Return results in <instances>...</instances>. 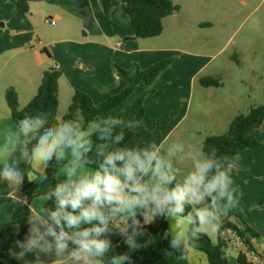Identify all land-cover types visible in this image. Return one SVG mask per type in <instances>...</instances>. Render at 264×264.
I'll return each mask as SVG.
<instances>
[{
    "label": "rangeland",
    "instance_id": "rangeland-1",
    "mask_svg": "<svg viewBox=\"0 0 264 264\" xmlns=\"http://www.w3.org/2000/svg\"><path fill=\"white\" fill-rule=\"evenodd\" d=\"M58 1L59 6L68 10L70 18L66 25L60 24L62 31L44 23L33 29L35 40L40 38L48 46L52 58L46 57L42 64L34 56H28L32 58L28 63L26 57L21 55L13 57V60L10 57L0 60V93L4 109L7 108L5 92L8 89L21 91L24 87H29L31 82L39 88V80H42L44 71L55 68L56 63L60 64L62 79L56 120L61 121L70 105V97L65 94V85L69 80L81 82L82 78L94 77L99 70L106 71L108 77L119 75L121 81L113 82L106 99L91 98L93 104L98 106L131 86L136 80L137 70L146 71L154 64L168 62L169 66L152 85L153 93H148L150 87L145 82H139L129 98L109 118H119L123 127L134 123L135 120L131 118L133 106L137 98L147 92L144 101L146 111L141 122V126L145 128L136 133L135 139L142 141L149 149L153 143L156 144L160 147L162 156L166 155L173 144L183 145L184 151L176 152L171 158L173 167L179 169L176 181L182 182L192 169V161L186 158L189 151H198L208 136L227 133L235 117L248 114L252 107L264 105V0H171L180 10L163 20L161 35L139 39L137 42L131 41L133 32L130 19L125 14L122 3L116 2L106 14L102 0L97 20L92 19L93 31L85 46L78 43L82 37V22L79 18L80 13L91 15V9L85 11V5L81 2L84 5L81 6L78 0ZM25 2L29 8V0ZM48 6L47 2L44 9ZM47 12L49 14L47 13L45 21L50 24L52 10L48 9ZM22 40V36H19L13 41V48L20 47ZM101 44L108 45V51ZM81 58L96 61L99 66L91 67L84 73L74 64L76 59ZM67 64H70L69 67ZM205 78L216 79L218 85L204 87L201 80ZM90 83L94 84L90 81L88 86ZM28 98L22 102L28 104L32 100L31 97ZM24 106L26 105H22V108ZM96 123L94 121L88 126L85 136L97 130ZM257 134H261L258 138L264 141V131ZM38 136L35 141L29 136L33 147ZM5 159L6 155L0 158V172L4 171L7 164ZM222 159H227L223 160L227 162L225 169L233 164L231 160L236 159V168L231 174L234 183L230 187L239 199L238 206L230 209L225 218L234 224L232 215L236 214L248 224L251 211L255 213L254 206L262 201L258 193L260 189L264 195V149H246L238 155L224 154ZM16 165L13 164V167ZM145 181H148V176L143 180ZM141 213V210L137 211L136 219H140ZM172 221L171 218V224H175ZM221 221L220 219L219 222ZM170 222L168 221L169 228ZM180 230H170L174 239ZM224 232L227 237H234L228 229H224ZM140 233L143 235V232ZM207 235L217 241V227L210 228ZM128 238L130 237L124 236L115 241L112 247L115 255L121 254L125 239ZM180 242L185 246L182 238ZM147 243H138L137 247H146ZM0 251L9 254L16 261L13 258L12 237L3 240L0 236ZM52 252L54 255L55 250ZM149 256L146 250L145 258ZM19 258V262H24L27 256ZM53 260L54 257L49 256L43 262ZM126 261L127 259L122 261V264ZM70 264L83 262L71 261Z\"/></svg>",
    "mask_w": 264,
    "mask_h": 264
},
{
    "label": "clouds",
    "instance_id": "clouds-1",
    "mask_svg": "<svg viewBox=\"0 0 264 264\" xmlns=\"http://www.w3.org/2000/svg\"><path fill=\"white\" fill-rule=\"evenodd\" d=\"M118 122L106 115L103 126L97 123V127H100L99 138L104 140L109 136L112 132L111 126ZM43 123L39 119H29L27 116L20 119L19 133L14 139L8 137L9 142L13 144V149L16 143H22L21 157L30 161H39L43 165L51 161L54 155L57 159L64 158L65 149H69L73 157V166L65 169L68 175L65 182L57 184L54 192H48L39 198L44 202L53 195L56 198V210L51 212L50 216L55 224L59 225V233L51 226L47 229V234L54 236L57 241L54 255L52 245L48 244L44 234L35 226L36 221L47 223L48 210L42 207L40 211H37L30 207L29 221L33 224L30 230L32 235L24 242L16 241L17 247L21 249V256L38 249L54 257L56 264H67L69 260L82 261L83 264H103V261L97 258H102L110 245L108 240L97 238L106 230L108 221V216L101 210L100 205L105 203L110 205L113 201L118 202L119 207L116 210L128 209L131 215H135L137 209L142 211L146 209L149 202H154L155 208L149 219H153L157 213L164 214L167 208L172 220H175V224L170 222L169 230L181 229L172 240L174 247L179 245L182 237H186V227L191 226V237L196 244L190 246L186 239L184 251H188L189 247L196 248L201 235L207 234L210 228L215 229L221 217L238 206L239 199L230 189V185L234 183L231 174L236 168L238 157L231 160L233 164L225 169L220 161L227 159L216 156L218 149L215 146L210 147L212 157L216 158H209L203 147H200L198 151L187 153L186 158L192 161V169L182 182H176L179 169L173 167L171 158L176 152L184 151L183 145L173 144L166 155L162 156L160 147L154 143L150 149L148 147L141 149L137 146L108 152L98 169H93L74 179L76 161L80 159L82 152L90 151L91 140L85 138L86 134L77 122L62 119L39 134L29 157L27 148L30 143L29 136L32 134V138L36 139L35 134L43 127ZM21 134L24 137L23 141L20 140ZM122 138L121 132L116 135L115 140L120 141ZM168 138L170 137H165V139ZM163 142L162 139L161 144ZM106 146V144L100 145L101 154ZM7 154L5 145L3 149H0V158ZM117 161L123 163L117 166ZM17 163H19L18 160L13 161L14 165ZM81 167L84 166L81 165ZM137 173L140 175L138 176ZM149 173H151L150 179L141 183L143 177L148 176ZM0 176L8 182V189H11V191L5 189V198H13L17 205L26 203V200L14 195L17 186L21 183V173L5 164ZM121 176L124 177L123 180ZM34 178L33 175L31 179ZM126 187L136 195L124 194L123 189ZM88 201L91 202L88 203ZM185 205L193 206V210L187 215H185ZM196 205L200 207L197 208ZM94 220L98 221L96 225L80 229L79 226L82 223L87 224ZM61 221L64 223L62 224ZM114 224L122 231L120 221H114ZM206 225L207 228L204 227ZM66 227L73 229L71 235L65 231ZM68 240H72L78 248L65 255ZM126 243L130 245V251L137 247V241L131 238ZM125 259H129L128 253L114 255L111 258V264H122ZM35 264H44V262L38 259Z\"/></svg>",
    "mask_w": 264,
    "mask_h": 264
},
{
    "label": "crops",
    "instance_id": "crops-1",
    "mask_svg": "<svg viewBox=\"0 0 264 264\" xmlns=\"http://www.w3.org/2000/svg\"><path fill=\"white\" fill-rule=\"evenodd\" d=\"M56 1L55 0H29L28 12H22L19 9L18 0H0V60L5 59L4 57H10L9 59L12 58L13 60V57H16L17 55H21V56L26 57L25 60L28 63V62H31L32 60V58L30 59V57L28 56H34L35 60L38 63L42 64V63H45L46 57H48L49 59L52 58L50 54L51 52L48 49V46H46L40 38H37V40H35L33 29L36 28V26H40V24L44 23L46 24V26H50L51 28H57V29L59 28V30L62 31V27L60 28V24L63 23L64 25H66V23L68 22L70 18H69V13L67 12L68 10L63 9L61 6H59L58 4H60V2L58 0ZM78 1H80L81 6L85 5V11L88 12L91 9V15L87 13L83 15L80 13L81 18H79V20L82 22L80 26V32H82V37L79 38L78 43L82 46H85L87 45L90 34L93 31L92 23L94 21H92V19L97 20V13H98V10H100L99 4L101 3L102 0H78ZM47 2L49 3V6L45 10L44 7ZM81 2L84 5H82ZM116 2H121V1H116ZM116 2L114 4H116ZM122 7H123V4H122ZM48 9L52 10V14H51V17L49 18V21L55 20L56 21L55 25L47 24L45 21L47 19L46 18L47 15L49 14L47 12ZM130 25H131V21H130ZM42 26H45V25H42ZM19 36H22L23 38L21 46L18 48H13V41L17 40ZM138 40L139 39L134 38V33H133V37L131 38V41L137 42ZM34 45H36V47ZM101 45L106 48V51H108V45L106 44L105 45L101 44ZM118 46H119V43H118ZM100 63L102 67L103 64L101 61ZM74 64L76 65V67H78L79 70H81L84 73L85 71H88L91 67L99 66V63L96 61H91V59H82V58L76 59ZM69 65L70 64H67V67H69ZM55 68L61 71L60 64L56 63ZM61 80L62 79L60 77L59 92H58L59 107H60V100H61L60 98ZM39 81L41 84L42 80H39ZM90 81H93L94 84L90 83V86H88V83ZM115 81H118V82L121 81L119 75H113V76L108 77L106 74V71L100 72L99 70L97 72V75L89 79L82 78L81 82H74L72 80H69L67 84L65 85V94L69 95L70 97L69 98L70 105L72 103L73 96L75 95L77 91H81V92H84L90 95L92 99H97V100L102 99L103 100V99H106L105 97L108 95L113 85V82ZM36 87L38 88V86H34V82H31L29 87H24V89L21 91L17 89V94H18L21 110L25 108V106L24 108H22V105H27L25 104L26 102H22V100L27 99L28 97H31L32 99V97H34L35 92L37 90ZM5 101H6V98H5ZM6 104H7V101H6ZM114 110H112L110 113L106 115L109 116L110 114L113 113ZM106 115L98 116L95 119V122L97 123L99 122L100 126H103V119H100V118ZM111 118L114 119V117H111ZM97 123L95 127L98 130L100 129V127H97ZM144 128L145 127L140 126L138 130L136 131V133L139 132L140 130H143ZM262 131H264V122L261 125H258L252 130H250L247 133L246 137L249 140L262 141V143H264L263 140H260L258 138L259 135L261 134H257V132H262ZM42 132L43 130L40 129L39 132L35 134V136L41 134ZM17 133H19V126L13 120L8 104H7L6 109L2 107L1 93H0V149H3L5 145L7 146L8 154L6 155L7 159H5V161L7 162L8 166L13 167V153H15L16 160L19 161V163H17L15 167V170L21 173V177L27 176L29 179H31L33 175L35 176V173H41V171L44 172L46 170H49L51 175L60 182H65L68 179V175L65 169L67 167L73 166L72 165L73 157H72L70 150L65 152L66 155L64 158L57 159L56 163H51V161H49L46 163V165H43L39 161H30L29 159L21 157L20 149L23 147L22 143H16L15 148L13 149V144L9 142L8 140V137H12L14 139ZM30 135L32 137V134ZM135 135L125 147H120L116 144H111L105 155H107L108 152L115 151L121 148H132V147H137V146L139 147L143 142L136 141ZM86 137L87 136H85V138ZM23 139L24 137L21 134L20 140L23 141ZM27 148H28L29 157H30L33 145L29 143L27 145ZM75 166H76V173L73 177L74 179H77L82 174L91 172L93 170L87 167L82 168L81 166L78 165L77 161H76ZM226 166H227V162L225 164V167ZM150 176H151V173H149L148 175V180L150 179ZM145 177H143L141 183L143 182ZM5 189H8V182L2 176H0V201H1L0 226L3 224L16 223L19 217L21 216V214L24 212L25 206L27 204V199L22 195L20 185L17 186V191L14 195L20 197L23 200H26V203H23V204L17 205L15 200L11 197L6 199ZM8 190L11 191V189H8ZM48 192H51V184H48L38 190L37 195L34 197V199L30 203V207L36 209L37 211H40L42 207L48 210V214L46 215L47 223H41L39 221H36L35 226L40 230L42 234H44V239L48 242V244L52 245V250H55V245L57 241L54 236L47 234V229L49 226H51L57 233H59V225H56L55 221L50 216V213L56 210V204H55L56 198L55 196H51L50 198L47 199L46 202L41 201L39 199L41 196L47 194ZM262 192L263 191L261 189L258 192L260 193L259 195H261L260 197L262 201L260 203H257L256 206H254V208L256 209L254 210L255 213L251 211V215H250L249 223H248L249 225L244 220L243 221L249 227H251L256 233L260 235V239H255L253 244L255 248L264 252V199H263L264 195ZM123 193L126 195H136V193L131 192L130 189L127 187L123 189ZM90 202L91 201H88V203ZM150 203L151 202H149V206L146 209H144L143 211L141 210L142 213L139 214L140 215L139 220L136 219L135 215H137L136 213L140 209L136 210L135 215H131L128 209H125L124 211L116 210L119 207L118 202L116 201H113L110 205L107 203L100 205L101 210L105 213V215L108 216V221H107L106 230L102 232L97 238L108 240L110 246H109V249L106 251L105 255L102 258H97L98 260H102L103 264H111L110 260L115 255V253L112 252L113 244L115 243L117 239L121 240V237L129 236L133 241H137V245H139L138 243H147V241L149 243V234L145 230V227L152 224L155 220V217L153 219H149V217L152 215V210L154 209ZM68 210L71 211V209H68ZM232 216L235 219L234 224L242 227L239 223V220L241 218L236 214ZM225 217L226 215L221 217V220H222L221 223L226 220L229 221ZM170 220H171V216L168 217L169 222ZM113 221L121 222L120 227L122 231L116 227ZM172 222L175 223L174 220ZM61 223L63 224L64 222L61 221ZM97 223L98 221L94 220L87 224L82 223L79 227L80 229L90 228L96 225ZM29 224H30V227L24 232L22 238L20 239L11 234H7V233L3 234L1 237H3V240H5V238H8V237L13 238V258L16 261H18V263L35 264V262L38 259L40 261H47L49 256L45 254L44 252L39 251L37 249V250H33L32 252L26 253L24 255V256H27L26 260H24V262L23 261L19 262V259H20L19 257H23V256L20 255L21 249L17 247L16 241L24 242L27 237L32 235L30 230L32 229L33 224L30 223V221H29ZM189 227L190 226H187L185 229L186 237H182L184 242L187 239V243L189 240V236H188ZM20 231H21L20 226L15 224L13 226V233L17 234ZM65 231L69 232V234L71 235V232L73 231V229H69L66 227ZM140 232H143V235H141ZM141 237H144V238L141 239ZM128 239H125V240L127 241ZM219 241L223 243V250L225 252V256L227 255L226 256L227 259L230 260L233 264H237V259L240 256L241 251L239 247L237 246L236 241L233 239V237H227V235L225 234L223 230L222 233L220 234L218 232V240L213 241V242L218 243ZM76 248H78V245L75 244L72 240H68L67 249L65 250V255H67L68 253H70L72 250ZM129 252H130V245L128 243H125L124 247L121 250V254H125V253L129 254ZM149 254L150 256L146 258H152V254L150 252ZM144 257H145V254H144ZM188 260L191 264H210L208 257L204 252H201L196 249H191V247H189L188 249ZM70 262L71 260L67 261V264H70ZM44 264H56V261L53 260L50 262H46Z\"/></svg>",
    "mask_w": 264,
    "mask_h": 264
},
{
    "label": "trees",
    "instance_id": "trees-1",
    "mask_svg": "<svg viewBox=\"0 0 264 264\" xmlns=\"http://www.w3.org/2000/svg\"><path fill=\"white\" fill-rule=\"evenodd\" d=\"M116 1H121L123 9L128 15L131 21V27L134 33V38L146 39L153 38L161 35L163 32V20L168 16H171L179 12L180 7L175 5L171 0H103L102 6L106 14L109 13L113 4ZM19 9L22 12H28L29 8L25 0H18ZM169 66L168 62H160L152 65L146 71L137 70V77L133 84L124 89L119 95L109 99L106 102L101 103L98 106L93 104L90 95L77 91L73 96L72 103L68 108L67 114H65L63 120H72L77 122L82 131H86L88 126L95 121L98 116L106 115L112 110L121 106L133 93L136 85L143 81L149 87L148 93H153V83L156 78ZM61 77V71L56 68L48 69L44 72L41 84L38 88L36 96L25 106L24 109H20L19 98L17 92L10 88L6 91L5 98L11 111L13 120L19 126V120L27 116L29 119H39L43 121V127L41 130L54 125L57 120V112L59 108V79ZM201 84L204 87L217 86L218 81L212 78H205L201 80ZM146 93L141 94L132 109L131 118L135 120L134 123L123 127L120 119L113 124L112 132L104 140L99 138L100 130L88 135L86 139L91 140V148L88 152H82L80 159L77 160L78 165L91 169H98L100 164L103 163L104 156L111 144H116L120 147H125L129 141L133 138L138 128L141 126V122L145 115L144 101ZM264 122V105L252 107L248 114L239 115L234 118L230 124L229 130L223 135L208 136L203 144L205 154L209 158L212 157V149L210 146H215L218 149L217 157L222 159L224 154L238 155L244 152L246 149L262 148L264 149V143L256 140L247 139V133L258 125ZM123 133V138L120 141H116L115 137L119 133ZM107 145L103 149L101 154L100 145ZM30 146V145H29ZM31 147V146H30ZM147 147L146 144H141L139 148L143 149ZM69 149H65L67 152ZM57 158L54 155L51 163H56ZM117 166H120L123 162H116ZM223 168H225V161H220ZM139 176L140 174L137 173ZM34 179H29L27 176L21 177L20 188L22 195L27 199L24 212L14 224H3L0 226V236L3 234H11L17 238H22L24 232L30 227V203L37 195L39 189L51 184V192L55 191L56 185L63 183L55 179L49 170L41 173H35ZM124 177L121 176V180ZM177 182V181H176ZM231 190H233L230 187ZM233 194L236 197V193L233 190ZM54 196V195H53ZM155 208L154 202L150 203ZM197 208L200 205L196 206ZM193 210V206L185 205V215L189 211ZM169 213L167 208L164 214L157 213L155 220L152 224L145 227V230L149 234V243L146 247H136V249L129 252V259L126 264H191L188 260V251H184L185 246L180 242L178 246L172 245L174 239L169 230L168 217ZM242 227L230 223L229 221L219 222L217 229L219 234L224 229L231 230L235 235L251 243L252 240L260 239V235L256 233L251 227H249L243 220H239ZM17 224L20 226L21 231L17 234L13 233V226ZM198 222H197V225ZM188 244L190 246L195 245L196 241L191 237V226L188 231ZM201 252H204L210 264H233L225 257L223 250V243H214L210 237L205 234L201 235L197 242V247L194 248ZM149 251L152 254V258H145V252ZM183 255V258L181 256ZM0 264H20L12 260L10 255L2 253L0 251ZM237 264H249L245 257L240 254L237 259Z\"/></svg>",
    "mask_w": 264,
    "mask_h": 264
},
{
    "label": "built area",
    "instance_id": "built-area-1",
    "mask_svg": "<svg viewBox=\"0 0 264 264\" xmlns=\"http://www.w3.org/2000/svg\"><path fill=\"white\" fill-rule=\"evenodd\" d=\"M49 23L51 25H55L56 21L50 20ZM229 232H231L232 235L234 236L233 239L236 241V244L241 251V255H243L245 257L247 263H249V264H264V252L255 248V246L253 244L254 240H252L251 243H248L245 240L238 237L237 235H235L231 230H229Z\"/></svg>",
    "mask_w": 264,
    "mask_h": 264
}]
</instances>
